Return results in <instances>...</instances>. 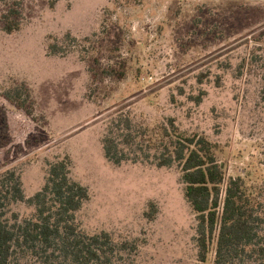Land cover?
I'll return each instance as SVG.
<instances>
[{
  "label": "rangeland",
  "instance_id": "374dc122",
  "mask_svg": "<svg viewBox=\"0 0 264 264\" xmlns=\"http://www.w3.org/2000/svg\"><path fill=\"white\" fill-rule=\"evenodd\" d=\"M16 1L21 27L8 33ZM21 83L32 118L4 97ZM175 132L216 144L224 188L241 177L264 206V0H0V175L16 170L31 197L70 156L90 196L80 228L135 246L118 264H201L181 166L158 164Z\"/></svg>",
  "mask_w": 264,
  "mask_h": 264
},
{
  "label": "trees",
  "instance_id": "16d2710c",
  "mask_svg": "<svg viewBox=\"0 0 264 264\" xmlns=\"http://www.w3.org/2000/svg\"><path fill=\"white\" fill-rule=\"evenodd\" d=\"M20 7L16 1L3 15L6 32L20 29ZM49 48L60 50L57 44ZM4 97L34 116L35 99L25 83L5 90ZM216 147L205 136L175 132L158 164L181 166L185 196L198 220L201 264H264V206L241 177L230 178L224 188L226 173ZM105 153L116 163L125 156L114 136L105 138ZM71 163L70 156L51 163L44 186L31 197L26 196L16 170L0 175V264H118L121 250L135 248L118 245L107 231L90 234L80 228L77 212L90 196L88 188L71 177ZM18 201L33 206L34 213L21 218L11 208ZM156 209L152 205L147 215L154 217Z\"/></svg>",
  "mask_w": 264,
  "mask_h": 264
}]
</instances>
